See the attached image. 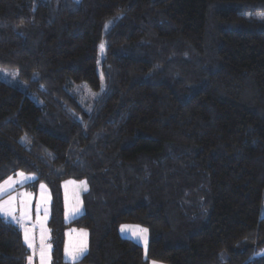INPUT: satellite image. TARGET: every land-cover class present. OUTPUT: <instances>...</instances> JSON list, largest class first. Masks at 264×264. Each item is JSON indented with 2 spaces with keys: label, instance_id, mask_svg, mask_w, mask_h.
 Here are the masks:
<instances>
[{
  "label": "trees",
  "instance_id": "obj_1",
  "mask_svg": "<svg viewBox=\"0 0 264 264\" xmlns=\"http://www.w3.org/2000/svg\"><path fill=\"white\" fill-rule=\"evenodd\" d=\"M262 17L264 0H0V67L24 84L0 79V182L47 185L50 264H69L68 226L78 264H264ZM66 179L87 186L70 220ZM29 254L0 216V264Z\"/></svg>",
  "mask_w": 264,
  "mask_h": 264
},
{
  "label": "rangeland",
  "instance_id": "obj_2",
  "mask_svg": "<svg viewBox=\"0 0 264 264\" xmlns=\"http://www.w3.org/2000/svg\"><path fill=\"white\" fill-rule=\"evenodd\" d=\"M0 79L6 81L18 88L23 89L24 84L17 76V70L15 68H5L0 67ZM81 87L85 88L82 85H74V89L78 94L81 93ZM87 95L91 96V92L87 90ZM84 97V96H83ZM17 172L15 175L9 176L12 177L16 183L9 189L4 192H0V205H3L5 211L10 210L15 219L12 217H5L0 214L1 217H4L11 223L17 226L20 230L22 242L33 254L35 249V237L34 233L37 234L38 230L44 229L47 226V220L50 212V194L47 185L44 182H39L34 189L27 186V182L33 180L34 175L24 173L27 179L18 176ZM8 177V178H9ZM4 179L0 182L3 184ZM87 189V186L84 181H77L66 179L61 182V190L63 195V209H64V219L70 220L82 212V193ZM10 197H13L11 204H4L3 202L8 201ZM261 216L264 215V194L262 196L261 205H260ZM47 218V219H46ZM18 221V222H17ZM34 227L35 230L31 233L29 230L31 227ZM25 229L28 231L29 241L26 242L24 239ZM147 229L145 226L138 224H129L121 223L118 225L119 234L124 237L131 239L135 243L139 244L142 247V250L145 251L146 243L148 241V229L146 233H143L141 230ZM47 232L49 229L47 226ZM49 245L50 241L48 240ZM86 242L87 244V234L86 230L82 228L67 227L64 233V244H63V259L69 264H78L75 263L81 256L73 260L70 253L78 249L82 244ZM29 243L33 247H29ZM88 246V244H87ZM51 248V247H50ZM155 261H149L147 264H153ZM156 264H165L161 262H156Z\"/></svg>",
  "mask_w": 264,
  "mask_h": 264
},
{
  "label": "snow or ice",
  "instance_id": "obj_3",
  "mask_svg": "<svg viewBox=\"0 0 264 264\" xmlns=\"http://www.w3.org/2000/svg\"><path fill=\"white\" fill-rule=\"evenodd\" d=\"M262 19H264V17H262ZM17 175L20 176V177H23L25 179L28 178V177H25L24 176V173L23 172H20ZM14 183H16V181H14L12 177H9L8 180L4 181L3 184H0V192H4L7 189L11 188ZM13 199H14L13 197H10L8 201H5L3 203L10 205ZM0 214L4 215L6 218L7 217H12V219H15V216L13 215V213L10 210L5 211L3 209V205H0ZM141 231L143 233H146L147 232V229H142ZM24 239H25L26 242L29 241V235H28L27 229H25ZM29 247L31 248V247H33V245L31 243H29ZM86 251H87V244L85 242L78 249H76L74 252L70 253L71 258L73 260H75L79 256L83 255ZM27 259L29 261V264H31V261H32L33 257L32 256H29ZM40 259H41V264H44V259H45V252H44V250H41V252H40ZM153 264H156V262H153Z\"/></svg>",
  "mask_w": 264,
  "mask_h": 264
},
{
  "label": "crops",
  "instance_id": "obj_4",
  "mask_svg": "<svg viewBox=\"0 0 264 264\" xmlns=\"http://www.w3.org/2000/svg\"><path fill=\"white\" fill-rule=\"evenodd\" d=\"M34 230L35 228L32 226L29 231L32 233ZM33 235L34 238L36 236L37 237L35 238V249L33 250V254L31 252L29 254V256L33 257L31 264H41V259H40L41 250H44L45 252L44 264H50V245L48 242L49 233L47 232V226H45L44 229L38 230L37 234L34 233ZM27 264H29L28 260H27Z\"/></svg>",
  "mask_w": 264,
  "mask_h": 264
}]
</instances>
